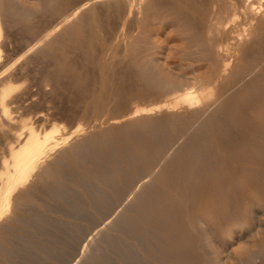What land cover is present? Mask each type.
I'll return each mask as SVG.
<instances>
[{
	"label": "bare ground",
	"instance_id": "obj_1",
	"mask_svg": "<svg viewBox=\"0 0 264 264\" xmlns=\"http://www.w3.org/2000/svg\"><path fill=\"white\" fill-rule=\"evenodd\" d=\"M2 1L3 0L0 1L2 3L0 4V137L3 136V138H5L4 136L6 135L8 138V142H5L4 140L5 146L3 148L1 146L2 144L0 146L1 150L4 148L6 149L9 157L8 159H5L4 157L3 160H1L0 158V243L4 238H2L3 229L5 230V228H12L15 225L16 221L20 217L22 218L23 210L25 206L30 202V193H33L31 191L36 185L44 182L46 184V182H50L51 180H57L59 178V166L62 163L65 164L74 161L77 156H79V154L77 153H80V150L77 151L78 148L80 146L82 147V144H84L85 142L87 143L89 139L94 140L99 139V137L104 135H111L112 137H114L117 145L119 144L120 147L129 146L130 149L134 151L136 159L140 163L139 167L145 173L144 176L142 175V178L138 179V183L151 181L154 184L159 185L162 190H164L167 197H169V200H171L170 202L174 204V208L178 209L179 211L181 209H184L182 220L185 225V230H187L185 240L189 242L188 244L194 241V245L196 246L195 248L197 249V254L200 251V253L203 254L202 256H206L215 264H224L226 260H228L227 262L229 264H248V262L250 261L251 264H264V0H114V12L117 16L116 21L118 20L119 24H121V30H124V25L127 21H139L143 19L145 20L147 19L148 15L162 16L163 19H168L169 23L173 26V29L180 31V33L185 36L183 37L182 43L185 42L186 44L180 48V52H177L176 50L175 52L183 54V57L186 55V60L192 57V63L186 65L192 69L191 71L193 72V75L195 70H203L202 75L200 74V76L202 77L198 78V80L200 79V86H193L196 87L193 88L189 85V89H187L186 87L187 90H179L181 92L175 94L174 90L173 92H171L172 90H170L169 86L158 88V86L151 82V85L156 88L154 91L151 88L153 92L150 93L149 97L141 98L140 101L144 100V102L139 103L137 102L138 100L136 102H129L125 100L122 103V107L120 108V110L117 111V114L108 118L106 125H102L101 123L95 125L93 124L92 128H90L89 130L85 129L86 127L82 128L77 126L75 129L72 127L73 130L70 132L62 131V133L57 132L58 130L50 131L47 133H39L36 132L35 129L33 130L32 128H29L24 132L22 131L20 134L14 131L15 128L18 129V127L20 126L19 122L16 121V118L19 117H15L17 114L13 117L12 113L21 108V104L25 102H23V96L26 95L25 97H27L28 94H23L22 86H14L10 81H7V79L9 80V77L13 74L12 71H14L13 68L15 69V67L9 68V65L12 64L13 61H10L11 59L8 55L2 53L3 49H5L3 47L6 46L4 45L6 44L4 43L6 34L4 36L3 32L4 26L6 25L4 23L3 26V22L5 21H3L2 17V13H4L5 11V5L3 6L4 1ZM95 1L97 2L100 0H94V2ZM94 2L93 0L91 1V3L95 4L96 2ZM102 2H104V0H102ZM79 6L81 7V5H77L74 7L72 5V7H68L69 9L67 8V12L60 19V23L66 24L68 20L70 21L72 19L74 11L77 8L79 9ZM151 11H153L154 14H152ZM75 12H77V10ZM58 22L57 24H59ZM9 25L10 27H14V25H11V23ZM93 27L95 28L94 25ZM6 28L7 26L5 27V29ZM5 31H8V29ZM55 31L56 30H54V32ZM127 31H129V29ZM19 32L21 33V31ZM43 34H41L42 37L40 38H38L39 36H36L37 40L34 38L36 40V44H33V41L30 42L33 44L32 46L37 45L40 42H47L45 40L46 35L44 36ZM49 34L50 33H48V35ZM21 36L24 35L22 34ZM126 37L128 36L126 35ZM8 38L10 37L8 36ZM53 39L55 38L53 37ZM122 42L123 41L121 40V43ZM170 44H167V46H170ZM86 45L90 46L89 44ZM27 46L28 45H26V47ZM173 49L169 50L173 51ZM169 50H167V52ZM128 51H130V49ZM6 53L8 54L7 51ZM42 54H44V52ZM78 54L79 53H77V55ZM188 54L191 57H188ZM85 57H83V59H85ZM179 57H182V55ZM71 58H73V56ZM24 60H26L25 57ZM31 62L32 61L28 63ZM33 62L35 63V61ZM175 65H173V69L179 71V73H177L179 74V76H176H185V78H187V72L190 73V71H186V74L181 72V70L183 69L182 65L185 64L180 63L177 66ZM136 66V72L139 73V70H141V68L143 67L141 66V64ZM166 68L170 69L169 67ZM171 69L170 71L173 70ZM184 69L187 70V68ZM19 70L21 69L19 68ZM174 71L172 72L173 74ZM38 74L37 76L40 77ZM140 77H142V75ZM63 80L61 79V81ZM104 81L106 82V80ZM36 83L38 82L36 81ZM95 85H98V83ZM38 89L40 88L38 87ZM169 90L172 93V97H168L167 93ZM46 92L49 93V91ZM129 96L131 95L129 94ZM112 97H114V95ZM103 98L102 96L97 95L96 98L93 99L94 104L96 106L102 105L104 103ZM112 100L115 101L116 99ZM91 102L92 101H90V103ZM86 105L88 104L86 103ZM38 118L39 122L43 119V117L41 116ZM187 119L194 121V127L196 125L197 127L199 126L198 128L200 131L198 133V137H193V135H195V133L193 132L197 131V127H192L196 130L193 131L194 129L192 130L191 124L190 128L192 131L188 129L185 130L187 132H192V135L190 137L188 133V135L184 133L185 131L182 132L186 137L188 136L187 139L186 137H181L184 141H179L178 139H161V143H158V141L152 142L155 138L152 141L150 140L152 129L154 131V127L156 126V124L163 123L164 126L168 125L172 128V126L179 124L181 121H185ZM46 121L47 120H45V122ZM159 128L161 129L162 127L159 126ZM166 128L167 127L164 128L165 132L168 133V130H170L171 128ZM231 129H234L235 131L239 130L240 135L245 134L247 139L249 137L250 138L248 140H245L242 137H239L241 139L238 141L236 139L238 137H235V135H233L235 131L232 132ZM180 130L181 128L179 130L177 129L176 131ZM206 130L209 131V135L207 134L208 132H205ZM160 131L164 130L161 129ZM200 132H203V134L201 133V135H199ZM204 132L209 137L204 135ZM169 133L172 132L169 131ZM179 133H181V131ZM247 133L250 134V136ZM166 134H164L165 137H167L168 135ZM246 134L249 137H247ZM160 135H158V137ZM170 136H173V133ZM200 136L202 137V141L197 139ZM191 137L195 140L197 139L193 144L191 142L194 141V139H192V141L189 139ZM203 137L207 139L205 140ZM3 138L0 139L3 140ZM188 139L190 140L191 144H189L191 146H189L185 141ZM99 141L98 143H96L99 144ZM106 144H108V142ZM80 149H82L81 151H83V148ZM203 149H214L215 153V155L212 156V162L209 164V166H211L206 167L204 173L203 170L201 171L199 169H203L201 165L205 162L204 159H206L208 163L209 159L205 158L206 156L202 152ZM170 154H172L171 158L174 162L173 165L169 164L170 162H172V159L171 161L169 160L170 156L168 155ZM84 161H86V159ZM74 162L77 161L75 160ZM208 163H206V165L204 166H207ZM60 171L63 175V170ZM71 171H73V169ZM85 185L83 186L85 187ZM190 200L194 201L191 202L194 204L190 203V205H187V202L189 203ZM33 213H35V211ZM19 232H22V230ZM201 232L206 234L205 243L199 238L201 237ZM216 232L219 233H217L216 235ZM0 246H2V243L0 244ZM186 253L188 254V252ZM248 259L249 261H247Z\"/></svg>",
	"mask_w": 264,
	"mask_h": 264
},
{
	"label": "rangeland",
	"instance_id": "obj_2",
	"mask_svg": "<svg viewBox=\"0 0 264 264\" xmlns=\"http://www.w3.org/2000/svg\"><path fill=\"white\" fill-rule=\"evenodd\" d=\"M3 1V6L5 5V11L2 13L3 21H5L3 22V26L5 23L7 28L5 29L6 26H4V36L6 34L4 38V43L6 44L4 45L6 46L3 47L5 49H3L2 53L8 55L11 59L10 61H13V65L10 64L9 68L15 67V69L13 68L14 71H12L13 74L9 77V80L7 79V81H10L14 86H22L23 94H28L27 97H25L26 95L23 96V102H25L21 104L22 109L19 108L16 112L12 113L13 117L16 114L17 115L15 117H19L16 118V121L19 122L20 126L18 129L15 128L14 130L18 134L22 131L24 132L28 130L29 128H32L33 130L35 129V131L39 133H47L54 130H58L57 132L62 133V131L70 132L77 126L82 128L86 127L85 129L89 130L92 128L93 124L95 125L101 123L102 125H106L108 118L117 114V111L120 110L122 103L125 100L129 102H136L137 100L139 103L144 102V100L140 101L141 98L149 97L150 93H152L156 88L151 85V82L158 86V88L169 86L170 90H172L171 92L174 90L175 94L180 93L182 90L184 91L186 87L189 89L190 86H200V79L198 80V78L202 77L200 74L202 75L203 70H195L193 75V72L191 71L192 69L186 65L192 63V57L188 54L187 56L191 58L186 60V55L183 57V54L177 53L180 52V48L186 44L185 42L182 43L183 37L185 36H183L180 31L174 30L168 19H163L162 16L148 15L145 20L127 21L124 25V30H121V24H119L118 20L116 21L117 16L114 12V0H104V2L100 0L97 2L95 1L96 3L93 0L95 4L91 3L92 0H52V2L51 0ZM0 4L2 3L0 2ZM72 5L73 7L81 5V7L79 6V9H76L77 12H75L76 10L74 11L72 19L70 21L68 20L70 23L66 22L67 25L65 23H60V19L67 12V8L72 7ZM151 13L154 14L153 11H151ZM57 22L59 24H57ZM10 23L11 25H14V27H10ZM7 29L8 31H5ZM53 29L56 31L54 32ZM128 29L129 31H127ZM19 31H21L24 36H21L22 34ZM40 33H46L43 35H46L45 40L47 42L44 40L45 43L40 42L41 44L39 43L34 45L35 47L32 46L37 40L36 36H39L38 38L42 37ZM48 33L50 34L48 35ZM126 35L128 37H126ZM8 36L10 38H8ZM153 36L155 37V40ZM53 37L55 39H53ZM121 40L123 41L122 43ZM31 41H33V44L30 43ZM86 44H89L90 46ZM167 44H170L171 48L169 45L167 46ZM26 45H28L27 47L29 48H27ZM129 49L130 51H128ZM169 49H173V51H170ZM167 50L169 51L167 52ZM175 50L177 52H175ZM43 52L44 54H42ZM77 53L79 54L77 55ZM181 55L183 58L179 57ZM72 56L73 58H71ZM24 57L27 61L24 60ZM83 57H85L88 61L83 59ZM172 57H175L174 60ZM25 61L26 63L30 61L32 62L28 63V65ZM33 61H35V63ZM132 63H135L136 65L141 64L144 68L139 70L140 74L136 72L137 66L134 64L136 66L135 67ZM180 63L185 64L182 65L183 69L187 68V70L184 69L185 71L182 69V73L190 71V73L187 72V78L181 75V77H178L179 74L177 73H179V71L173 69V65L177 66ZM166 67H169L170 69L172 68L173 70L171 69L172 71H170V69ZM19 68L21 70H19ZM173 71L174 74L172 73ZM37 74L40 77H38ZM60 74L63 75L61 76ZM141 75L142 77H140ZM61 79H64L65 81H61ZM47 80L50 81L48 82ZM104 80H106L107 84ZM36 81L38 83H36ZM97 83L98 85H95ZM38 87L41 90L38 89ZM170 90L167 93L168 97H172ZM46 91H49V93ZM129 94L131 96H129ZM97 95L102 96V98L104 97V103L100 106H96L93 102V99H95ZM113 95L116 97H112ZM112 99L116 100L114 101ZM90 101L92 102L90 103ZM86 103L88 105H86ZM40 116L43 117V119L41 118L42 120L39 122L38 117ZM45 120L47 121L45 122ZM181 122L172 126V128L168 125L164 126L163 123H158L159 125L156 124L154 131L152 129L153 133L151 132L150 140L152 141L155 138L152 142L158 141V143H161V139H178L179 141H184L182 139L183 137H186L184 133H186V135L189 134L190 137L192 135L191 131L196 128L197 125L194 127V121L189 119ZM159 126H161V129L164 131H160L161 129ZM190 126L191 128H194L191 130ZM165 127H167L166 129L171 128L168 130V133L165 132ZM198 127L196 128L198 132L195 129L193 130L197 132V134L196 132H193L195 133L193 137H198V133L200 131ZM180 128L181 133L186 129L191 131H185L181 134L179 133L180 131H176ZM169 131L173 133V136H170L172 133H169ZM231 131L233 132L235 130L231 129ZM205 132H208L207 134L209 135V131L206 130ZM201 133L203 134V132H200L199 135H201ZM238 133L239 130H236L233 134L235 137H238L236 138L238 141L241 139L239 137H242L245 140L250 138V134L248 133L247 134L249 136L246 134L247 137H249L248 139L245 134L240 135L239 133L238 135ZM164 134H166L167 137H165ZM158 135H160V138ZM204 135H206V133ZM208 135L206 136L209 137ZM4 137L5 138H3V136L0 137L3 138V140L0 139V145L2 144V148L5 146V142H8L7 136L5 135ZM200 137L197 139L202 141V137L201 139ZM203 138L205 140L207 139L205 137ZM189 139L192 141L194 138L191 137ZM188 140L185 141L189 146H191V143L193 144L196 141L194 139V141L190 143V140ZM98 141L101 146L97 144ZM107 142L108 144H106ZM84 144H82V147L80 146L77 150H80V153H77L79 156L75 159L77 162H74V160L69 163H62L59 166V178L57 180H53L54 182L51 180L50 182H46V184L44 182L36 185L37 187L35 186L31 191L33 193H30V202L28 203L29 205L27 204L25 206L22 218L20 217L16 221L13 226L14 228L3 229L2 238L4 237L5 240L4 238L1 240L2 246L0 247L2 250L0 249V264H215L206 256H202L203 254H201L200 251L197 254L194 241H190L191 243L188 244L189 242L185 240L187 230H185V225L182 220L184 209L179 211L174 208V204L170 202L171 200H169V197H167L164 190H162L159 185H156L151 181L138 183V179L142 178L145 173L140 169V163L136 159L134 151L130 149L129 146L120 147L111 135H104L99 137V139L94 140L89 139L87 143L85 142ZM1 146V160H3L4 157L5 159H8L9 156L6 149L4 148L1 150ZM80 148H83V151H81L82 149ZM212 150L203 149L202 151L206 156L205 158L209 159V163L206 159H204L205 162L203 161L204 163L201 165L203 169H199L201 171L203 170V173L205 168L212 162V156L215 155L214 149ZM168 156H170V158H168L171 161L172 154ZM85 159L86 161H84ZM80 160L83 163H81ZM206 163H208L207 166H204ZM169 164H174L173 159ZM70 169H73V171ZM60 170H63V175ZM91 172L94 174L92 175ZM83 185H85V187ZM191 202L194 201L190 200L189 203L187 202V205H190ZM34 211L35 213H33ZM21 230L22 232H19ZM217 233L219 232H216V235ZM205 235L206 234L201 232V237H199L204 243L206 241ZM186 252H188V254ZM227 261L228 260H226L224 264H229ZM247 261H249V259ZM250 262H248V264H251Z\"/></svg>",
	"mask_w": 264,
	"mask_h": 264
}]
</instances>
